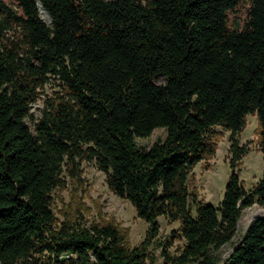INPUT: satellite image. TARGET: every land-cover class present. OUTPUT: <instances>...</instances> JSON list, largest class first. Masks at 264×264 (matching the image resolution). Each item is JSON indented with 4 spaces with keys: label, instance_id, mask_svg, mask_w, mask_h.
Listing matches in <instances>:
<instances>
[{
    "label": "trees",
    "instance_id": "obj_1",
    "mask_svg": "<svg viewBox=\"0 0 264 264\" xmlns=\"http://www.w3.org/2000/svg\"><path fill=\"white\" fill-rule=\"evenodd\" d=\"M14 2L0 0V264L36 254L40 264H146L160 216L179 221L185 239L170 263L219 264L212 253L232 240L244 208L264 206V172L246 187L237 137L256 114L264 154V0ZM52 76L62 90L37 118L31 104ZM217 126L231 131L233 156L214 205L189 179L216 154ZM158 127L166 138L140 148L137 138ZM84 161L149 223L140 245L114 222L58 223L53 192ZM224 264H264V215Z\"/></svg>",
    "mask_w": 264,
    "mask_h": 264
},
{
    "label": "rangeland",
    "instance_id": "obj_2",
    "mask_svg": "<svg viewBox=\"0 0 264 264\" xmlns=\"http://www.w3.org/2000/svg\"><path fill=\"white\" fill-rule=\"evenodd\" d=\"M9 5L16 6L14 0H4ZM238 20L244 18V10L238 12ZM4 11L0 8V19ZM43 17V16H42ZM158 83H165L164 75H157ZM62 90L58 78L52 76L50 81L41 88L39 100L31 104L30 111L37 118L42 115L45 100L53 97ZM28 124L34 128L32 119L27 118ZM221 131L222 136L218 140L216 154L208 160L199 162L192 170L189 186L197 191L201 199L217 205L222 200L226 184L231 173V152L232 134L231 131L221 126L216 127ZM167 136V129L156 128L152 135L145 138H137L140 148H150L156 141L164 140ZM240 146H247L239 166L240 177L248 189L252 188L263 176L264 154L260 149L259 122L256 114H250L244 129L237 135ZM66 185L58 187L53 192V209L58 217V223L69 218L80 219L87 224H105L114 222L128 234L132 246L140 245L147 238L149 223L137 215L134 205L126 198L116 195L109 187L104 171L99 169L95 161H84L81 165V173L78 177L65 175ZM82 215V218H81ZM264 215V206L258 202L243 210L236 234L232 240L226 243L219 251L213 252L212 257L224 264L235 247L240 243L250 223L257 216ZM160 232L149 245V257L146 264H172L167 256L180 254L185 239L179 232L180 222L173 221L165 216L158 218ZM34 262L29 264H40L38 255L32 257ZM38 259V260H37Z\"/></svg>",
    "mask_w": 264,
    "mask_h": 264
},
{
    "label": "bare ground",
    "instance_id": "obj_3",
    "mask_svg": "<svg viewBox=\"0 0 264 264\" xmlns=\"http://www.w3.org/2000/svg\"><path fill=\"white\" fill-rule=\"evenodd\" d=\"M41 12H42V16L47 20V21H51V17L48 13V11L46 10V8L42 5L41 6Z\"/></svg>",
    "mask_w": 264,
    "mask_h": 264
},
{
    "label": "water",
    "instance_id": "obj_4",
    "mask_svg": "<svg viewBox=\"0 0 264 264\" xmlns=\"http://www.w3.org/2000/svg\"><path fill=\"white\" fill-rule=\"evenodd\" d=\"M41 5H42V4L39 2V6H40V8H41Z\"/></svg>",
    "mask_w": 264,
    "mask_h": 264
}]
</instances>
